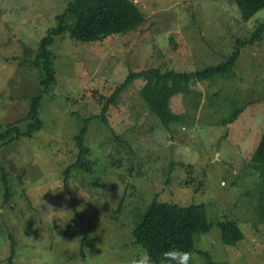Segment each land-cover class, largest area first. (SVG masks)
Returning <instances> with one entry per match:
<instances>
[{"label": "rangeland", "instance_id": "obj_1", "mask_svg": "<svg viewBox=\"0 0 264 264\" xmlns=\"http://www.w3.org/2000/svg\"><path fill=\"white\" fill-rule=\"evenodd\" d=\"M69 1L0 0V132L30 125L45 79L32 63ZM133 1L145 16L136 31L94 43L57 38L58 81L42 102L43 130L0 147L12 189L3 204L0 172V264L12 256L13 264H151L133 231L155 199L206 206L210 228L194 233L192 264H264V174L252 160L264 136V35L241 48L232 75L172 100L182 121L170 130L141 98L145 81H134L108 123L89 125L91 170L74 165L85 121L102 115L133 72L222 64L264 23V9L244 21L234 0ZM224 221L244 233L235 246L222 240Z\"/></svg>", "mask_w": 264, "mask_h": 264}, {"label": "trees", "instance_id": "obj_2", "mask_svg": "<svg viewBox=\"0 0 264 264\" xmlns=\"http://www.w3.org/2000/svg\"><path fill=\"white\" fill-rule=\"evenodd\" d=\"M237 4L241 18L249 21L264 9V0H234ZM59 25L49 31L40 43L37 59L33 66L43 67L45 79L42 81L43 91L39 97L32 99L29 116L30 125L26 132H22L16 125L7 126L0 132V147L10 145L22 139H32L43 130L41 117L44 96L57 85V70L55 55L51 50L58 37L67 33L75 41L94 43L103 41L113 35H127L136 31L145 21V16L133 0H70L66 11L59 17ZM264 23L261 24L248 41L238 39L231 55L222 64L209 66L195 72H176L174 70L162 71L160 68H151L138 73L133 72L126 83L120 87L108 103L100 117L87 119L83 129L75 137L79 149L75 166L91 170L86 161L90 149L85 144V137L92 120L101 119L108 123L106 116L112 105H116L121 95L133 85L134 81L142 79L145 85L140 96L150 112L170 130L173 124L181 122V117L171 110V102L177 96H184L190 92L193 84L204 83L217 76H227L234 73L235 66L240 57L241 48L254 45L262 40ZM237 108L225 126L233 124L239 115ZM264 174V136L258 149L252 157ZM73 166L65 170L66 180ZM1 180L3 184V204L9 202L12 189L7 180V172L0 163ZM222 240L225 245L235 246L244 238L238 222L224 221L219 224ZM210 225L207 219V209L204 204H191L180 206L155 199L149 206L134 231L135 243L147 254L151 264H192L191 255L194 251V233L208 231ZM13 252H15L13 250ZM207 256L205 252H199ZM15 255V253L13 254ZM13 264V256L11 258ZM206 264L215 263L208 258Z\"/></svg>", "mask_w": 264, "mask_h": 264}]
</instances>
